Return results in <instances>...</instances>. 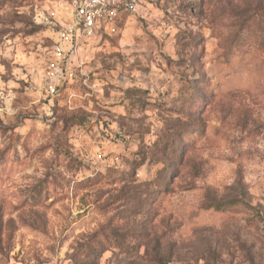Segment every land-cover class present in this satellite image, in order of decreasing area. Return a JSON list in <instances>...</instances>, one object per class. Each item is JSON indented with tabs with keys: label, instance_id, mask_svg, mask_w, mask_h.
Masks as SVG:
<instances>
[{
	"label": "rangeland",
	"instance_id": "rangeland-1",
	"mask_svg": "<svg viewBox=\"0 0 264 264\" xmlns=\"http://www.w3.org/2000/svg\"><path fill=\"white\" fill-rule=\"evenodd\" d=\"M66 10L0 0V264H264V0Z\"/></svg>",
	"mask_w": 264,
	"mask_h": 264
},
{
	"label": "built area",
	"instance_id": "built-area-1",
	"mask_svg": "<svg viewBox=\"0 0 264 264\" xmlns=\"http://www.w3.org/2000/svg\"><path fill=\"white\" fill-rule=\"evenodd\" d=\"M71 15L57 33L55 50L61 54L71 51L80 41L97 35L113 34L118 31L124 15L141 12L145 0H61ZM52 93L55 92L50 87Z\"/></svg>",
	"mask_w": 264,
	"mask_h": 264
},
{
	"label": "trees",
	"instance_id": "trees-1",
	"mask_svg": "<svg viewBox=\"0 0 264 264\" xmlns=\"http://www.w3.org/2000/svg\"><path fill=\"white\" fill-rule=\"evenodd\" d=\"M235 205H237V202L228 201V202H220V203H211L209 205V208H214L217 211L224 212L228 210V208H231Z\"/></svg>",
	"mask_w": 264,
	"mask_h": 264
},
{
	"label": "crops",
	"instance_id": "crops-1",
	"mask_svg": "<svg viewBox=\"0 0 264 264\" xmlns=\"http://www.w3.org/2000/svg\"><path fill=\"white\" fill-rule=\"evenodd\" d=\"M125 16H129V15H124V16L122 17L121 21L119 22V24H121V22L123 21V18H124Z\"/></svg>",
	"mask_w": 264,
	"mask_h": 264
}]
</instances>
